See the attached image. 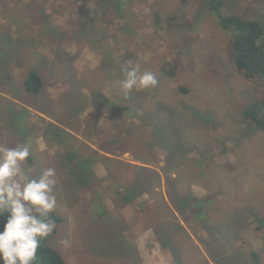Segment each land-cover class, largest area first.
Wrapping results in <instances>:
<instances>
[{
    "label": "rangeland",
    "instance_id": "obj_1",
    "mask_svg": "<svg viewBox=\"0 0 264 264\" xmlns=\"http://www.w3.org/2000/svg\"><path fill=\"white\" fill-rule=\"evenodd\" d=\"M222 3L264 28V0ZM237 34L206 0H0V146L27 141L25 167L56 169L62 222L47 245L67 264H264V127L247 116L264 119V79L235 67ZM130 66L158 85L125 93ZM33 73L39 93L25 88ZM102 140L115 159L99 155ZM114 166L110 176L137 180L130 197L137 166L159 170L162 195L185 212L181 246L175 227L165 252L104 196Z\"/></svg>",
    "mask_w": 264,
    "mask_h": 264
},
{
    "label": "clouds",
    "instance_id": "obj_2",
    "mask_svg": "<svg viewBox=\"0 0 264 264\" xmlns=\"http://www.w3.org/2000/svg\"><path fill=\"white\" fill-rule=\"evenodd\" d=\"M117 83L128 93L154 88L159 81L153 72L130 66ZM30 156L32 145L27 141L11 148L0 146V217L8 216L0 231V264H36L41 241L56 228L50 218L57 204L56 169L43 168L34 175L25 167Z\"/></svg>",
    "mask_w": 264,
    "mask_h": 264
},
{
    "label": "trees",
    "instance_id": "obj_3",
    "mask_svg": "<svg viewBox=\"0 0 264 264\" xmlns=\"http://www.w3.org/2000/svg\"><path fill=\"white\" fill-rule=\"evenodd\" d=\"M206 3L209 10L218 15L220 23L224 29L235 28L238 31V34L232 43V53L237 70L250 79H264V44L262 43L264 28L261 23L254 20H241L233 16H224L220 11L223 5L222 0H206ZM25 88L27 92L39 93L42 88V81L39 75L34 73L30 74L25 81ZM247 116L250 124L264 127V119H256L249 114ZM73 157L74 156L70 157V161L74 159ZM136 168H138V172H141L143 175L142 180L138 184V187L140 188L138 193L145 194L149 192L150 195L146 201L142 203L135 202L132 204L131 208L128 206V209L126 208L124 213L128 214L129 212L138 220L139 215L143 216V220H139L140 226L137 229L140 228L141 231L144 232L147 228L152 227L155 230L156 236H160H157V238H159V242L161 243L163 250L166 252L168 247V244L166 243L169 242L168 237L170 231H173L175 227L177 228L179 236L178 234H176L177 236H172L175 237V239L177 238V241H181L184 237L187 238V232L176 222V218L170 222L169 219H167V217H172L171 209L166 203H164L161 195L159 193L155 194L153 190V187H156L154 183L159 186L160 178L158 174L148 167L137 166ZM166 173L167 172L164 171V174ZM135 181L137 180L135 178L133 179V177L127 180L125 179L124 185L125 187L129 186L127 188L128 191L131 184L133 185L137 183ZM176 208L180 214L185 213L177 206ZM50 218L54 220L56 228L50 236L41 241V245L37 250L38 259L36 264H67L64 258L56 250L47 245V242L56 233L58 225L62 222L61 218L56 216L53 212L51 213ZM183 218L186 219L185 217ZM7 219V215L0 217V231H3ZM179 243L181 246L182 241Z\"/></svg>",
    "mask_w": 264,
    "mask_h": 264
},
{
    "label": "crops",
    "instance_id": "obj_4",
    "mask_svg": "<svg viewBox=\"0 0 264 264\" xmlns=\"http://www.w3.org/2000/svg\"><path fill=\"white\" fill-rule=\"evenodd\" d=\"M25 107L27 108L28 111H33V110H31V108L29 106H25ZM65 129L67 130V132L71 133L68 130V128H65ZM71 135L73 136V138H75L77 140L80 139L74 133H71ZM84 142L87 143V146L91 147L92 150H95V148H94L95 146L91 142H86V141H84ZM63 143H65V147H66V150H67V162L69 164H72L74 162V160L76 159V156L78 154V150H77L78 148H76L77 146H74L73 143L69 141V139H67V140L65 139ZM100 144H101V148L100 149H102V150H100L99 151L100 154L99 153L98 154L99 155L110 156V157H112V158L115 159L116 155H113L111 153L110 154L107 153L110 150L109 149V146H108L109 143L104 144V142L102 140ZM39 147H40L41 150H44L45 148H47L46 145L44 144L43 140H41V139H39ZM110 151H112V150H110ZM71 156H74L73 157L74 159L72 161H70V157ZM112 158H109V159L112 160ZM115 167L116 166H114L112 168H106V169H104L105 175H103V179H104L103 183L106 181V178L109 177L107 179H111V182H113V185H110V183H107L106 184V182H105L103 188H104V193H106L104 196L105 197H109V198H111L114 201L116 207L118 208V212L119 211H121V212L123 211L124 212L125 209L128 206H130V204L132 202L133 203H135V202L142 203V202L146 201L149 198V195H150L149 192H147L145 194H138V196H136V197H135V195H132V197L128 196L129 191L126 190V189L129 186L128 187H125L124 182H123L124 180L121 179L119 176H117V177L110 176V174H111L110 171L113 170V169H115ZM101 168L103 170V167H101ZM151 170H153L154 172H156L158 174L159 178L161 177V175L159 174V170L154 169V168H152ZM167 182H168V180H167ZM163 184H165V182L163 181V179L162 178L159 179V186H157V185H155L156 187H153L152 186L153 187V190H154V193L155 194H158L159 193L161 195V197L164 200V203H166V205L171 209V212H172V217L171 218H172V220H174L176 218V222L179 223L183 227L184 231L187 232V237H190L188 231L186 230V227L184 226L185 224L182 225V221L180 223V219H181L179 217L180 213L178 212V210L176 208V203H177L178 198L176 199V201H174L171 196L170 197L167 196L168 198H166L165 196H163L162 193H161V191H160V189L162 188V185ZM108 186H110L109 189H106ZM142 197H145L146 199L145 198H142ZM115 200H116V202H115ZM119 205H120V208H119ZM109 213H110V211H109ZM139 216H141V215H139ZM178 218H180V219H178ZM139 220L137 219V223L138 224L136 226H139L140 225V221L141 220L140 221ZM148 230H152L153 233H154V235L156 236L155 230L152 227L147 228V230H145L143 233H145ZM160 245H161V243H160Z\"/></svg>",
    "mask_w": 264,
    "mask_h": 264
}]
</instances>
